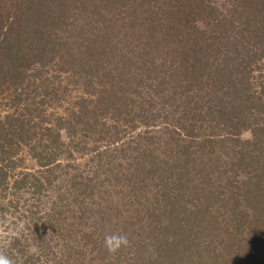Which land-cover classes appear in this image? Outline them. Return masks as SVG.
<instances>
[{
    "label": "trees",
    "instance_id": "16d2710c",
    "mask_svg": "<svg viewBox=\"0 0 264 264\" xmlns=\"http://www.w3.org/2000/svg\"><path fill=\"white\" fill-rule=\"evenodd\" d=\"M2 232L10 264H264V0H0Z\"/></svg>",
    "mask_w": 264,
    "mask_h": 264
},
{
    "label": "clouds",
    "instance_id": "9594fccd",
    "mask_svg": "<svg viewBox=\"0 0 264 264\" xmlns=\"http://www.w3.org/2000/svg\"><path fill=\"white\" fill-rule=\"evenodd\" d=\"M113 241L117 242V246L119 245V243H127L126 237L108 236L105 238V243L109 251H115V248L113 247ZM0 264H10V261L4 256H0Z\"/></svg>",
    "mask_w": 264,
    "mask_h": 264
},
{
    "label": "rangeland",
    "instance_id": "374dc122",
    "mask_svg": "<svg viewBox=\"0 0 264 264\" xmlns=\"http://www.w3.org/2000/svg\"><path fill=\"white\" fill-rule=\"evenodd\" d=\"M244 139H249L250 138V134L249 133H246L244 134L243 136ZM10 235V234H8ZM7 239V235L5 234V232H2L1 235H0V241L2 242H5V240ZM5 243H2V245L4 246ZM49 264H54L53 262L52 263H49Z\"/></svg>",
    "mask_w": 264,
    "mask_h": 264
}]
</instances>
